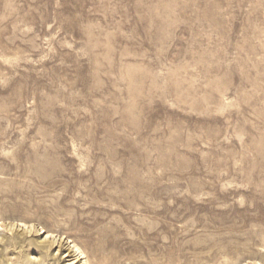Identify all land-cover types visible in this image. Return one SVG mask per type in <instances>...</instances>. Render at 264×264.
Wrapping results in <instances>:
<instances>
[{
    "label": "rangeland",
    "instance_id": "374dc122",
    "mask_svg": "<svg viewBox=\"0 0 264 264\" xmlns=\"http://www.w3.org/2000/svg\"><path fill=\"white\" fill-rule=\"evenodd\" d=\"M0 221V264H264V0H0Z\"/></svg>",
    "mask_w": 264,
    "mask_h": 264
},
{
    "label": "bare ground",
    "instance_id": "6f19581e",
    "mask_svg": "<svg viewBox=\"0 0 264 264\" xmlns=\"http://www.w3.org/2000/svg\"><path fill=\"white\" fill-rule=\"evenodd\" d=\"M2 223L3 222L0 221V229L3 227V224ZM14 224L16 226H19V227L23 228V229L37 228L34 223H32V222H25V221H22V220H16ZM36 230L39 232L40 235H44V238H43L44 241H50V242L53 243V242L56 241V239H60V238L63 237L62 234L56 233V232H54L52 230H49V229H44L42 226H39ZM67 240H69L68 241L69 243H72V248L75 251V256L72 258L73 259V262L83 259L81 261L82 264H89V263H87L88 260H86L85 256L83 255V251L72 240H70L69 238H67Z\"/></svg>",
    "mask_w": 264,
    "mask_h": 264
}]
</instances>
